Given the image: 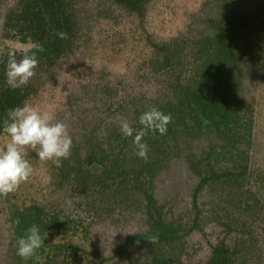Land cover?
Here are the masks:
<instances>
[{"label":"trees","instance_id":"trees-1","mask_svg":"<svg viewBox=\"0 0 264 264\" xmlns=\"http://www.w3.org/2000/svg\"><path fill=\"white\" fill-rule=\"evenodd\" d=\"M80 1L17 0L3 15L2 26L7 29L8 38L42 45L45 51L37 52L36 74L23 88L13 89L6 84L8 54L7 60L0 63V134L8 110L23 106L50 80L63 59L76 55L82 36L91 28L86 22L89 16L82 5L78 6ZM112 1L144 17L151 0ZM208 2L212 8L201 18L203 28L192 40L182 36L169 41L148 38L152 48L147 62L154 76L163 71L169 74L170 94L154 98L144 93L125 96L116 109L113 103L98 105V114L93 111L91 124L79 132L78 139L72 138L71 156L62 160V179L70 180L82 192L91 212L102 214L101 201L105 198H118L126 208L131 196H135L133 208L142 209L147 229L128 235L116 253L136 245L143 253L123 264H182L188 252L187 236L202 225L197 198L204 188L212 195L214 219L228 230H238L240 235L229 242L219 240L208 260L197 264H256L264 258V236L258 244L250 229L252 224L248 225L264 215V172H255L248 161L254 145L256 112L252 100L246 98L247 84L243 82L248 79L256 86L264 83V0ZM58 32L67 33L68 38L60 39ZM20 58L21 53L17 52V59ZM118 89L108 82H98L92 95L95 99L102 94L100 98L105 99ZM153 106L164 114L170 113L172 121L164 135L148 131L142 141L149 148L148 159L144 160L136 155L132 140L135 130L143 127L140 115ZM86 117L87 114L81 118L83 123ZM124 120L134 128L133 137L123 136L120 124ZM203 134L209 139L205 151L208 158L192 163L199 177L193 197L196 213L191 222H186L179 215H169L165 204L154 195L152 184L172 156L192 138ZM221 159L230 164L220 166ZM1 197L7 201L11 223L13 264H40L35 259L38 255L52 264L62 253L65 264L81 261L80 246L52 239L53 234L65 231L75 219L52 213L38 201L19 203L16 191ZM32 224L40 227L42 236L48 235L36 254L24 260L16 254L17 239ZM85 229L88 232L87 226ZM247 232L250 237L244 236ZM149 236H157V242L151 243Z\"/></svg>","mask_w":264,"mask_h":264},{"label":"rangeland","instance_id":"rangeland-1","mask_svg":"<svg viewBox=\"0 0 264 264\" xmlns=\"http://www.w3.org/2000/svg\"><path fill=\"white\" fill-rule=\"evenodd\" d=\"M16 1L0 0V63L7 60L10 46L28 44L8 38L7 29L2 26L3 15L15 6ZM209 2L151 0L144 17L126 11L112 0L78 2V6L82 5L86 16H89L86 22L91 28L82 36L76 55L63 59V63L54 68L50 80L26 102L52 112L57 120L68 126L71 137L78 139L79 132L93 121V111L98 114V105L101 107L113 103L116 109L118 101L125 96L144 93L154 98L170 94L167 83L169 74L163 71L158 77L154 76L147 62L152 48L148 38L169 41L182 36L188 41L192 40L203 28L201 18L212 8ZM98 82L117 86L118 92L105 99L100 98L102 94H98L94 99L92 89ZM243 82L247 84L246 98L252 100L256 112L254 145L248 153V161L255 172H264V83L256 86L248 79ZM86 114L87 121L83 123L81 118ZM208 140L204 134L192 138L181 152L169 159L168 165L159 171L152 184L154 195L159 203L165 204L169 215H179L186 222H191L196 213L193 197L199 177L191 166L200 160L205 162L208 158L205 156ZM3 142L4 133L0 134V146ZM26 158L32 163L34 173L16 191L18 202L38 201L52 213L59 212L61 217L76 220L68 224L65 231L53 234L52 239L80 246L82 253L78 264H123L143 253L139 245L129 251L116 253L128 235L147 229L144 212L133 208L136 206L135 196H131L126 208L119 203L118 198H105L101 201L103 213L96 210L91 212L85 206L82 192L70 180L62 179V167L57 168L51 161H41L33 150H28ZM226 164H230V161L221 159L219 165ZM208 190L204 188L198 195L202 225L195 227L187 236L188 252L183 256L182 264L204 262L219 240L229 242L240 235L238 230L226 229L211 215L212 195ZM250 222L248 225L252 224L250 229L260 244L264 236V215ZM10 225L7 201L0 196V264L14 262L10 251ZM124 231L130 233L125 234ZM243 234L250 237L249 232ZM35 259L40 264L51 263L40 255ZM64 260L63 253L58 254L52 264H65ZM256 264H264V258Z\"/></svg>","mask_w":264,"mask_h":264},{"label":"clouds","instance_id":"clouds-1","mask_svg":"<svg viewBox=\"0 0 264 264\" xmlns=\"http://www.w3.org/2000/svg\"><path fill=\"white\" fill-rule=\"evenodd\" d=\"M60 39H67L68 34L58 32ZM42 45L28 43L23 46H10L6 66V84L13 88H23L36 74L39 64L37 52H43ZM17 52L21 58L17 59ZM172 121L171 114H164L156 107H151L139 117L142 128L135 130L132 140L136 148V155L148 159V145L142 142L151 130L161 135L167 133V126ZM120 129L125 137H133L134 128L124 120ZM4 142L0 146V196H8L18 190L22 183L29 181L34 173L32 163L26 158L28 150L37 153L41 161H51L57 168L62 166V160L71 156L73 139L68 126L55 115L25 102L8 110L7 118L3 121ZM125 234L130 231H124ZM134 233V232H133ZM48 233L41 235L40 227L32 224L26 229V234L17 239V255L28 260L40 249ZM151 243H156L157 236H149ZM80 244L79 241H74Z\"/></svg>","mask_w":264,"mask_h":264}]
</instances>
